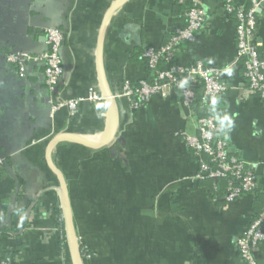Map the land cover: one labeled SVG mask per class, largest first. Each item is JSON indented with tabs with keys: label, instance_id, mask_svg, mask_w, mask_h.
<instances>
[{
	"label": "crops",
	"instance_id": "1",
	"mask_svg": "<svg viewBox=\"0 0 264 264\" xmlns=\"http://www.w3.org/2000/svg\"><path fill=\"white\" fill-rule=\"evenodd\" d=\"M115 1L0 0V250L12 253L16 264H71L59 184L45 153L61 133L100 141L109 109L100 70L116 102L114 137L99 149L59 142L51 154L67 183L80 248L90 254L82 264H247L235 241L261 211L264 196L226 203L223 182L195 180L198 163L186 136L196 135L195 116L206 110L184 108L176 91L138 109L120 97L125 81L148 79L144 51L167 44L185 23V7L177 0H126L105 26L99 63L101 28ZM199 1L205 25L175 61L201 60L222 70L228 85L217 111L223 137L232 155L259 165L264 192V102L247 93L225 0ZM49 27L64 35L60 97L99 98L81 103L74 115L66 108L51 115L42 66H28L20 78L6 63L10 51L43 53ZM256 43L264 57V9ZM255 261L264 264V243Z\"/></svg>",
	"mask_w": 264,
	"mask_h": 264
},
{
	"label": "built area",
	"instance_id": "2",
	"mask_svg": "<svg viewBox=\"0 0 264 264\" xmlns=\"http://www.w3.org/2000/svg\"><path fill=\"white\" fill-rule=\"evenodd\" d=\"M177 1L185 7L186 26L176 28L163 47L144 51L148 79L141 80L137 85L125 81L120 97L129 99L131 107L138 109L157 95H169L176 91L184 108L206 110L207 115L195 116L196 135L186 136V146L198 163L194 178L198 181H225L224 200L233 203L254 194L259 185V165L248 164L232 155L223 137V124L217 111L228 85L222 79V70L209 67L201 60L188 65H180L175 61L181 46L195 43L197 33L206 22L205 10L199 0ZM260 9H264V0H247L246 4L225 0L223 11L235 22L236 62H241L243 66L247 93L258 96L264 102V57L256 43ZM45 38L46 50L43 53L32 55L23 51H10L6 54V63L16 69L20 78L25 76L28 66H42L51 115L63 108L74 115L81 103L96 101L98 95L90 93L88 98L70 100L60 97L59 87L64 81L60 49L64 35L56 27H49L45 29ZM263 243L264 205L246 231L237 238L235 248L247 264H256L255 253ZM80 252L82 260L90 258L87 249L80 248ZM0 264L16 262L14 258H0Z\"/></svg>",
	"mask_w": 264,
	"mask_h": 264
},
{
	"label": "water",
	"instance_id": "3",
	"mask_svg": "<svg viewBox=\"0 0 264 264\" xmlns=\"http://www.w3.org/2000/svg\"><path fill=\"white\" fill-rule=\"evenodd\" d=\"M125 1L126 0H116L105 15L103 25L101 28L100 37H99V45H98V52H97V58H98L99 63L101 60V51H102L105 26L110 16L112 15V13L117 9V7H119L120 4H122ZM261 10L262 9H260L259 13L261 12ZM99 77H100V86H101L102 96L105 99H107L109 103V109L107 113V127L105 131L102 133L100 141L96 144H92L90 139L87 137L67 134V133H61V134L56 135L49 142L46 148V153H45V161H46L47 167L55 175L58 181V184H59V192L61 196L62 211H63L64 232H65L66 243L68 247L71 264H82V257H81V252H80L81 246L78 242L75 228H74L67 183L65 181V178L62 172L57 167H55V165L53 164L52 159H51V154H52L53 149L59 142L73 143V144L83 145V146H86L92 149H99L101 147L106 146L111 141V139L114 137L115 125L117 122L116 102H115L113 95L107 89L100 70H99ZM0 159L1 161H4V158L1 155H0Z\"/></svg>",
	"mask_w": 264,
	"mask_h": 264
},
{
	"label": "trees",
	"instance_id": "4",
	"mask_svg": "<svg viewBox=\"0 0 264 264\" xmlns=\"http://www.w3.org/2000/svg\"><path fill=\"white\" fill-rule=\"evenodd\" d=\"M186 26V19H185V23H184V25H182V26H179V28H184ZM208 114V113H207ZM206 114V115H207ZM210 181H212V180H210ZM220 181L221 182H223L224 183V190H225V186H226V182L225 181H223V180H219V181H216L217 183L219 182L220 183ZM225 192V191H224ZM254 193L256 194V195H259V196H264V192H261V188L259 187V188H257L255 191H254ZM263 205H264V201H263ZM262 205V206H263ZM0 258H2V259H5V258H13V254L12 253H10V252H7V251H3V250H0Z\"/></svg>",
	"mask_w": 264,
	"mask_h": 264
}]
</instances>
